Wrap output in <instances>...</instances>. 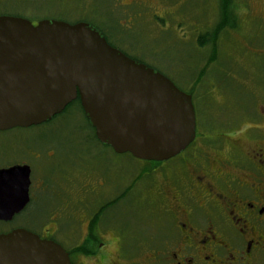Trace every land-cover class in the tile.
I'll list each match as a JSON object with an SVG mask.
<instances>
[{
    "label": "flooded vegetation",
    "instance_id": "flooded-vegetation-1",
    "mask_svg": "<svg viewBox=\"0 0 264 264\" xmlns=\"http://www.w3.org/2000/svg\"><path fill=\"white\" fill-rule=\"evenodd\" d=\"M111 41L129 58L155 68L131 54L121 39L112 37ZM253 94L254 112L248 113L253 122L239 127L234 136L223 132L222 126H209L211 120L200 113V108L205 113L212 110L207 95L190 94L196 114L195 140L166 161L136 159L142 165L125 180L127 184L110 185L91 170L63 165L46 177L40 174L36 182L30 163L31 158L32 163L40 158L37 151H29V159L24 155L20 163L16 148L0 149V160L5 161L0 171L30 170L28 203L11 220H0V236L26 230L58 245L60 240L75 244L67 252L72 264H264V90ZM47 156L54 158L55 151L49 150ZM9 184L0 181L1 204L8 191L15 202L19 187ZM106 184L121 192L111 205L121 203L136 187L139 195L132 206L148 216L151 231L147 237L138 238L131 228L118 225L103 228L108 205L97 211L83 206L87 187ZM43 191L47 197L43 219L35 225L30 221L20 225L17 219L30 215Z\"/></svg>",
    "mask_w": 264,
    "mask_h": 264
},
{
    "label": "rangeland",
    "instance_id": "rangeland-1",
    "mask_svg": "<svg viewBox=\"0 0 264 264\" xmlns=\"http://www.w3.org/2000/svg\"><path fill=\"white\" fill-rule=\"evenodd\" d=\"M231 6L235 14L230 12L229 19L236 26L221 34L214 64L210 63L212 47L200 49L198 39L212 34L223 21L220 0H0V13H23L32 19L59 10L70 14L69 22L84 21L110 35L121 34L131 54L154 64L178 89L187 94L194 90L201 96L207 95L212 110L219 112L213 114L221 115L215 127L222 126L223 132L234 136L239 127L251 125L247 114L254 112L252 95L264 90V0H233ZM238 146L243 144L238 142ZM12 147L20 152V163L24 162V155L29 159V151L40 154L39 159H33L32 163L31 158L30 163L36 182L40 174L46 177L57 165H63L72 170L76 167L91 170L110 185L127 184L125 180L142 165L132 155H118L99 143L77 103L39 127L0 133V149ZM49 150L55 151L54 158H48ZM2 164L4 160H0ZM107 184L97 189L87 187L90 191L85 189L87 202L83 206L97 211L108 205L103 214V228L118 225L131 228L138 238L147 237L151 231L148 216L132 206L139 195L136 187L121 203L111 205L112 198L121 192H114ZM46 203L43 191L30 215H23L17 221L20 225L27 221L37 224L47 212ZM73 234L77 235L75 231ZM58 243L66 252L75 247L64 240Z\"/></svg>",
    "mask_w": 264,
    "mask_h": 264
},
{
    "label": "water",
    "instance_id": "water-1",
    "mask_svg": "<svg viewBox=\"0 0 264 264\" xmlns=\"http://www.w3.org/2000/svg\"><path fill=\"white\" fill-rule=\"evenodd\" d=\"M78 98L96 139L118 155L162 162L195 140L192 96L92 25L0 16V132L46 124ZM3 180L19 187L14 203L9 191L0 203L8 221L28 203L30 170L0 171ZM0 264L72 263L55 242L16 230L0 236Z\"/></svg>",
    "mask_w": 264,
    "mask_h": 264
},
{
    "label": "trees",
    "instance_id": "trees-1",
    "mask_svg": "<svg viewBox=\"0 0 264 264\" xmlns=\"http://www.w3.org/2000/svg\"><path fill=\"white\" fill-rule=\"evenodd\" d=\"M221 1V13H222V20L224 21H222V22H220V24H218L217 26H216V28L214 29V31H213V33L212 34H206L205 36H203V37H201V38H199L198 40V46L200 47V49H204L205 47H212V49H213V52H214V54H213V56H212V58L210 59L211 61H210V63L211 64H214L216 61H217V59H215V56H216V54H215V52H216V47H217V44H218V42H219V38H220V36H221V34H223V32L224 31H227V29L228 28H232V27H235L236 26V23H235V21H231L229 18V14H230V12L232 13V14H235V9H233L232 8V2H233V0H220ZM22 11H24L23 9H22ZM26 11V10H25ZM3 15H9V16H16V17H22V18H26L27 16L25 15V14H20V13H15V14H7V13H0V16H3ZM46 15V17H43V18H41V17H36V15H35V18H32V19H30V18H26V19H29L30 21H32V22H37V21H40V20H44V19H48V20H57V21H64V22H67V23H70V24H75V23H79V22H84V21H75V22H69V20L67 19L69 16H70V14H67V13H64V12H60L59 10H57V11H50L48 14H45ZM51 16V17H50ZM225 19V20H224ZM87 23V22H86ZM89 24V23H88ZM90 25H92L94 28H95V26L93 25V24H90ZM97 28V27H96ZM110 30V29H109ZM123 30V29H122ZM121 30V31H122ZM99 31H101L102 33H103V35L105 36V39L107 40V42L110 44V45H112L113 47H115V44L111 41V39H112V37H114L115 39H123V36L120 34V36H117V35H115V32H113V33H111V35L110 34H108L105 30H103V29H100L99 28ZM123 31H125V32H128V31H126V30H123ZM123 43V42H122ZM124 44V43H123ZM134 49V48H133ZM135 50V49H134ZM129 57V56H128ZM217 58V57H216ZM153 66V65H152ZM154 67V66H153ZM153 69V68H152ZM154 70H156V71H158V72H160L158 69H156V68H154ZM161 73V72H160ZM203 75V74H202ZM200 78H201V76H200ZM199 82H201V79L199 80ZM192 93H196V91L194 92V90H192L189 94H192ZM197 94V93H196ZM198 95V94H197ZM200 95V94H199ZM201 95H203V94H201ZM252 97H253V95H252ZM75 103H77V104H79L80 106H81V103H80V99L78 98L74 103H72L71 105H69L65 110H68L70 107H72ZM213 109L212 108V105H211V103H210V107H209V109ZM81 110H82V112H83V109H82V107H81ZM200 113L202 114V115H204V116H206L207 118H208V121L209 120H211V123H212V125H211V123L209 124V126H212V127H215L216 125H214L215 123H217L218 124V122H219V119L221 118V115L219 114V116L217 117V116H215L214 114L215 113H217V112H214V114H213V110H209V111H207L206 113L204 112V110H201V108H200ZM212 111V112H211ZM238 111V110H237ZM211 112V113H210ZM84 113V112H83ZM232 113H235V111L234 112H232ZM239 113H242V109H241V111L239 112ZM247 115H249V114H247ZM87 119V118H86ZM87 122H88V124H89V126L91 127V125H90V123H89V121L87 120ZM44 125V124H43ZM39 127V126H38ZM92 128V127H91ZM93 129V128H92ZM93 131H94V129H93ZM94 136H95V131H94ZM95 139H96V136H95ZM97 140V139H96ZM98 141V140H97ZM99 216V215H98ZM101 216V215H100ZM97 223V220H95L94 221V225Z\"/></svg>",
    "mask_w": 264,
    "mask_h": 264
}]
</instances>
